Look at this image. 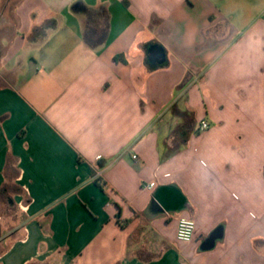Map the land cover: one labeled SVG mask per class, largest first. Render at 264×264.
Segmentation results:
<instances>
[{"label":"crops","instance_id":"0c3cea01","mask_svg":"<svg viewBox=\"0 0 264 264\" xmlns=\"http://www.w3.org/2000/svg\"><path fill=\"white\" fill-rule=\"evenodd\" d=\"M0 264H264V0H0Z\"/></svg>","mask_w":264,"mask_h":264},{"label":"built area","instance_id":"2783aa9c","mask_svg":"<svg viewBox=\"0 0 264 264\" xmlns=\"http://www.w3.org/2000/svg\"><path fill=\"white\" fill-rule=\"evenodd\" d=\"M210 128V125L207 121L202 120L199 124V132H205ZM100 158H97L99 160ZM133 159H136L134 156ZM155 187V183L151 182L143 186L145 190H152ZM195 235V222L192 219L188 218H179L177 221V228H176V240L181 243H191L194 239Z\"/></svg>","mask_w":264,"mask_h":264},{"label":"water","instance_id":"95a60500","mask_svg":"<svg viewBox=\"0 0 264 264\" xmlns=\"http://www.w3.org/2000/svg\"><path fill=\"white\" fill-rule=\"evenodd\" d=\"M157 58H158V54H157V52L152 51V52H151V60H153V59H157Z\"/></svg>","mask_w":264,"mask_h":264}]
</instances>
